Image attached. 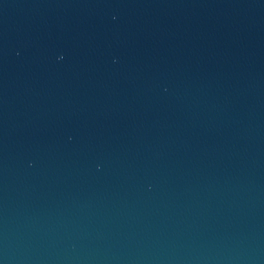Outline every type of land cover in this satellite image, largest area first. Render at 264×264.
I'll return each instance as SVG.
<instances>
[{"label": "water", "instance_id": "1", "mask_svg": "<svg viewBox=\"0 0 264 264\" xmlns=\"http://www.w3.org/2000/svg\"><path fill=\"white\" fill-rule=\"evenodd\" d=\"M0 264H264V0H0Z\"/></svg>", "mask_w": 264, "mask_h": 264}]
</instances>
